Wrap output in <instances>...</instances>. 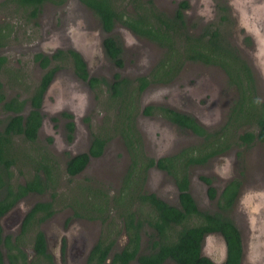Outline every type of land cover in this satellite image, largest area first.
Segmentation results:
<instances>
[{"label":"rangeland","instance_id":"1","mask_svg":"<svg viewBox=\"0 0 264 264\" xmlns=\"http://www.w3.org/2000/svg\"><path fill=\"white\" fill-rule=\"evenodd\" d=\"M152 1L158 10L172 14L177 0ZM215 2L218 6L229 3L231 7L233 18L226 16L229 26L227 43L236 48L238 54L251 67L257 87H260L259 95L256 96L262 102L264 0H215ZM192 3L193 8L187 15V21L190 19L194 28L197 24L210 25L212 28L222 27V22L218 19L222 14L216 11L217 14L214 15L211 0H192ZM42 8L38 17L31 21L27 18L24 8L15 6L12 0H0V27L7 38L5 45L0 49V56L6 58L4 70L0 72V80L4 83L6 100L17 96L19 100L27 101L32 92L31 87L34 88L38 84L43 73L34 62V56L37 53L50 55L55 49L77 50L87 61L89 75L96 79L103 78L107 86L100 85L89 89L86 83L75 77L70 65H58L61 69L56 73L45 95L42 106L43 122L36 141L28 143L20 137L12 139V153L15 154L17 161L16 166L12 168L13 184H23L32 177L39 164L47 168L49 176L44 193L27 195L0 219L3 234L10 238H19L17 245L24 255L17 263L16 259L9 261L3 249V264H86L91 248L100 238L110 237L109 239L114 240L112 253L121 250L127 242V237L121 229L124 209L122 211L117 205L112 204V199L117 196L123 176L130 165L124 150L125 138L122 137V133L126 132L128 127H123L124 121L121 124L123 129L119 130L121 127L119 122L123 120L127 111L123 110L118 100L112 97L109 83L117 71L112 63L103 57L101 42L106 35L100 30L99 23L91 12L78 0H67L66 6L61 8L50 5ZM86 22L90 30L85 28V32L76 25L84 26ZM113 34L124 44V67L121 74L129 79L137 78L143 69L145 71L148 68L150 60L154 59L156 48L138 38L132 41L129 36L133 35L117 25ZM126 45L128 47H125ZM98 47L101 60L97 59ZM216 70L217 68L200 64L189 65L186 73L192 76L196 74V77L194 76L190 88H187V94H181V89L165 91L160 87L151 88L145 92L139 105L135 106V115L139 114L142 105L165 103L170 96L169 102L173 109L180 108L194 116L199 123L208 124L218 114L214 107L215 103L210 102L202 106L189 98L190 93L196 94L201 86L206 85L212 89L217 83L225 102L224 106L231 107L236 96L227 82L225 87L221 80H216ZM231 77L236 81L233 72ZM210 83H214V86H210ZM224 106L221 105L222 108ZM28 108L26 105L25 110ZM63 112L71 113L77 122L71 143L66 140L65 120L59 117ZM135 115L131 116L133 123ZM139 117L140 115L136 121ZM7 118L8 116L0 109V120ZM225 120L222 118L221 123L209 125L210 131L220 129L226 123ZM142 121H147L145 124L147 128L154 129L152 122L162 120L152 117L144 118ZM159 125L164 127L161 123ZM173 132L178 138V144L171 142L173 148L195 146L200 143L185 131L179 132L174 129ZM229 134L231 132L226 133L225 137L227 138ZM94 135L107 141L102 156L90 160L84 172L70 178L65 172L67 159L86 152ZM194 143L195 145H192ZM224 154L208 164L193 168L192 171L196 172L192 175L196 178L212 177L218 191L232 178L241 185L239 198L226 215L234 222L242 238V264H264V145L256 143L252 148L241 152L239 157L233 149ZM39 174L44 177L41 171ZM194 182L196 186L193 188L192 185V193L199 210L216 212V202L206 200L203 185L197 180ZM151 188L162 195L168 204L176 205V192L167 177L153 172ZM45 202L52 204L54 214L40 224L34 223L22 234L26 212L36 203ZM104 203L106 217H102L101 212L96 209L98 205L103 209ZM132 210L137 215L149 213L148 208L139 207ZM88 217L93 219L90 220ZM142 230L141 245L145 252L149 228L144 226ZM37 231L44 233L47 244L49 239V246L46 248L50 256L49 263L34 251V235ZM112 232L116 235L113 236ZM218 236L215 234L209 237L203 249L204 254L209 255L215 264H220L224 259L223 243ZM131 264L137 263L133 261ZM165 264L174 263L166 261Z\"/></svg>","mask_w":264,"mask_h":264},{"label":"trees","instance_id":"2","mask_svg":"<svg viewBox=\"0 0 264 264\" xmlns=\"http://www.w3.org/2000/svg\"><path fill=\"white\" fill-rule=\"evenodd\" d=\"M15 6L24 8L27 18L30 20L36 19L42 5L50 3L54 6H61L67 0H12ZM85 7L90 9L93 14L99 19L102 31L109 32L112 26L113 18H116V11L119 9L121 3L117 0H78ZM163 17L150 12L148 16H139L136 21L130 23V27L138 32L144 29L139 28L143 23H150L159 21L164 23ZM168 20V19H167ZM162 31L168 33L170 28L168 25L163 24ZM148 32L150 29H146ZM203 36H208L203 40L199 38L200 50L196 49L193 43L187 47L189 51L197 54L196 56H189L187 59L199 61L206 65H214L222 68L226 74L232 79V72L236 81L233 83L238 84L240 91L239 105L242 107L241 113L235 112L230 122L223 125L217 133L213 136L201 128L189 116L180 115L176 112L169 113L166 111V117L171 122L177 124L181 129H187L197 135L204 137V142L201 146L203 149L199 152L198 158L188 156V162L192 164H204L209 158H212L224 152L228 146V137L225 134L234 132L241 126L253 125L257 127V132H245L239 136L246 145L258 141L264 143V102H260L256 96V89L253 84V78L249 68L246 64L237 57L234 48L230 47L227 43H220L221 36L219 37L216 32L204 33ZM6 35L0 27V48L4 46ZM194 44V45H193ZM106 54L113 60L117 67H121L120 61L116 60L120 50L116 47L111 38L104 41ZM60 54L56 53L54 57ZM74 60V75L81 79H86L85 67L80 57L71 53ZM186 58V57H185ZM35 61L39 62L41 68H45L50 59L47 56L38 54L35 56ZM5 58L0 57V69H4ZM59 66L53 67L48 70L41 78L39 86L35 89L30 104L32 109L28 115L23 118L19 115L24 101L17 99H10L4 102V96L0 93L1 108L6 113H11L13 116H8L4 123L3 130L0 132V218L3 217L17 202L24 199L27 195L32 193L42 194L46 190V181H48L49 172L46 167L39 164L35 169L32 177L25 180L23 184H13L12 168L16 166L15 154L12 153V139L14 135L22 138L25 142L34 143L36 141V132L40 124V103L41 96L50 79L56 73ZM2 69V70H3ZM95 79L91 80L94 82ZM238 114V115H237ZM241 115V116H239ZM1 123V122H0ZM71 130V128H69ZM131 132V127H127L125 138L129 141L128 135ZM219 133V134H218ZM208 137L213 138L212 141ZM68 136V140H70ZM127 144V143H126ZM104 142L101 140H93L91 147L87 154L81 153L75 157L69 158L65 163V172L72 178L79 174L86 166L88 159L99 157ZM44 159V157H42ZM37 164V163H36ZM166 166L162 165V168ZM174 170H176L173 167ZM44 175L41 177L39 172ZM180 180H178L179 182ZM231 185H227L220 195L217 203L216 212H206L197 209L196 204L187 193L185 178H182L178 183L180 190L179 205L178 207L171 206L163 201L156 199L153 195L145 197V205L148 206L149 213H146L145 218L141 219V215H137L131 211L130 203L122 201V197L116 200L113 198L112 204L117 205L124 213L121 216L123 219L121 229L127 237V242L119 251L113 252L114 240L110 237H102L91 248L86 264H131L135 261L137 264H164L166 261H171L174 264H213L210 260L200 255L201 247L203 245L204 237L208 234L218 233L222 236L226 245V258L223 264H240L241 262V240L240 233L237 230L234 222L229 216L226 215L230 211L234 201L235 189H231ZM210 198L213 194L209 193ZM52 204L49 202L36 203L25 215L22 224V234L27 232L34 223L40 224L49 219L54 210ZM99 212L102 217H106V204L104 208L98 205ZM142 211V210H141ZM78 215L77 213L75 214ZM88 219H93L88 217ZM105 219H102L104 223ZM145 224V225H144ZM147 226L150 230L146 234L148 238V251L147 254L139 253L140 231ZM2 228L0 227V264H3V253L9 261L16 259V263L24 257L21 249L18 247L17 242L19 238L11 240L10 236H2ZM112 235L116 233L112 232ZM33 248L39 257H42L48 263L50 256L46 252L44 235L41 231H37L34 235ZM50 264V263H49Z\"/></svg>","mask_w":264,"mask_h":264},{"label":"flooded vegetation","instance_id":"3","mask_svg":"<svg viewBox=\"0 0 264 264\" xmlns=\"http://www.w3.org/2000/svg\"><path fill=\"white\" fill-rule=\"evenodd\" d=\"M211 2L213 5V10H215L214 15L217 14V12L222 14V15H219V17H218L219 21L222 22V27L212 28L210 25L205 26L204 24H201V25L197 24V27L194 28L193 24L191 23V20L189 19L187 21V15H188L189 11L193 8L192 0H177L174 4V10H173L172 14H166V13H164V11L162 12V11L158 10L154 6V3L152 0H117V3H121L120 5H118L120 7L116 11L117 17L113 18L110 31L109 32L103 31V33L106 35L101 42V51H102L103 57H105L107 60H109L117 71L116 73L113 74L112 81H111V83H109L110 90L112 93V97H114L115 100H118V103L121 107H123V110L127 111V114L123 116V120H121L119 122V124L121 125L122 122L124 121V123H123L124 128H126L127 126L131 127V132L129 131V135H128V139H129L128 142L125 138L126 132L122 133L123 134L122 137H123V139L125 138V142L127 143L125 145L123 142L124 140H122V142L124 144V150L126 152L128 160L130 162V165H129L128 169L126 170V172L123 176L120 188L118 190V194L114 198L116 200L118 197L121 196L122 201H124L126 203H130L131 211H133L132 208H139V207L140 208H147L148 207L147 205L146 206H141V205H145V204H143V203H145L144 201H146L145 197L149 196V195H153L156 199L163 201V202L168 204V202H166L165 198L162 195L158 194V192H156V191H153V189L151 188V179H152L153 172L160 173L161 176L163 175L164 177H167L169 179V182L171 183V185L174 187L175 192H176V197H175L176 205L172 204L171 206L178 207V205H179V194H180L178 183L181 181L182 178H185L187 193L190 195V197L192 198V200L196 204V207L198 210H199V208H198L195 196L192 193V185H193V188H195V186H196V184L194 182L195 180H197L199 183H201V185H203L206 200L216 202V208H217V203L219 201L220 195L223 192V190L226 188L227 185L233 184L231 186V189L233 190L236 188L235 195H234V201L232 204V207H233L236 204L237 199L239 198L238 197L240 195L239 189L241 187V185L235 180V178H232L231 180H229L221 188V190L218 191L216 189L214 179L212 177H209V176H199L197 178L193 177L192 174H194L196 171H192V169L199 167V166H203L205 164H208L210 161L219 158L218 157L219 155H221L223 153L227 154L232 149H233V151L237 152L238 157H239V156H241V152L243 153L244 151L252 148L254 146V144H256V143L264 145V143H260L258 141H254L253 143L246 145L242 140L239 139V136L243 135L247 131L255 134L257 132V127L253 126L252 124L246 125V126H241L240 128L236 129L233 133L231 132V134H229L228 139H227L229 146L224 152H222V153H220V154H218L212 158H209L202 165L192 164V163L188 162V156H191L193 158L199 157V152H200V150L203 149V146H201V145L204 142V137L197 135L194 132L189 131L187 129H181L177 124L171 122L166 117V115H167L166 111H169V113L176 112L180 115L189 116L201 128H203L206 132H208L214 136L219 129L216 131H210L209 125H211L213 123L214 124L221 123L222 118L226 119L225 120L226 123L230 122L232 120V119H230V117L233 115V114H231L233 109H236L235 112H237L239 114L241 113L242 107H240V105H239L240 91H239L238 84L233 83V79H231L226 74V72L218 66L206 65V64L199 62V61L187 59V57H189V56H196L197 55V54H194L193 52L189 51V48L187 46L189 44H191V42L193 40V43L196 45V49L200 50V45H199V43L197 45V40L199 38H201L202 40L204 38H208V36H203L204 33L216 32L218 36L223 35L222 37H224V38H221L220 43H222V44L225 43V48L228 47L227 46V42H228L227 39L229 38V35H228L229 26H228L227 21H226V16L233 18L232 12H231V7H230L229 3H227V4L223 3L222 5L218 6L216 4L215 0H211ZM66 3H67V1H65V3L59 7L54 6L50 3H45L44 5H42V7L50 5V6H53L55 8H61V7H65ZM13 4H14V2H13ZM81 5L85 9H87L89 12H91L93 17L98 21L99 26H100L99 28L102 31L99 19L93 14V12L90 9L85 7L83 4H81ZM42 10H43V8H41L40 13L42 12ZM150 12H153L156 15H158V16L160 15L161 17L165 18V19H163L164 23H159V21H156L155 23L152 22V24L143 23L144 25L139 26V28L144 29L142 32H138L129 26L130 23H132L133 21H136V19L139 16H148L150 14ZM31 21H33V20H31ZM163 24H166L170 27L167 30L169 34H167L166 31L165 32L162 31V29L164 28L162 26ZM76 25L80 28L81 31L85 32L86 29L90 30V26L88 25L87 22L84 23L85 27L83 25H80V24H76ZM116 25H117V27L118 26L122 27L129 34H132L133 36H129V39H131L132 41H134V39H137V38L141 39L143 41H146V42L152 44L157 50L156 55L154 56V59L152 61L150 60V62H149L150 65L148 66V68L145 71L143 69L141 71V75H139L135 79H129L127 77H124L121 74V70L124 67V58H123V56H124V46L123 45L124 44H123L121 39L119 40L118 37H115L113 34V31H114V28ZM146 29H150L149 32ZM107 38H111L113 40V42L115 43L116 47H118L120 50L118 56L116 57V60L120 61L121 65H122L121 67H117V65L113 62V60L106 54V50L104 47V41ZM244 40H246V39L244 38ZM250 41H251V39H250ZM228 45H229V43H228ZM2 47L0 49H2ZM125 47H128V45H126ZM230 47L233 48V46H230ZM234 51H235V54L237 55V57H239V59L242 60L246 64V66L249 68L251 75H252V78H253V84H254V87L256 89L255 93H256V95H259V88L260 87L259 86L257 87L256 78H255V75H254L251 67L238 54V52L236 51V48H234ZM56 53L60 54L57 58L54 57ZM71 53L77 54L80 57L83 65L85 67L86 79H81V78H78L77 76H75L77 79L86 83L87 86L89 87V89L90 88L94 89L96 87H99L100 85L107 86L106 81L103 78L96 79L95 77H91L89 75L87 61L75 49H70V48L65 49V50L55 49L53 52L50 53V55L44 54V53H37L36 55L41 54L43 56H47L50 59V62L48 63V65L45 68H41L39 62L35 61L36 55L34 56V62L41 69V71H43V73L39 79L38 84L34 88L31 87L32 92H31L30 96L28 97L27 101L25 99L19 100V98L17 96L10 98V99H17L18 101H24V105L22 107V110L19 113V115L22 116L23 121L25 120V117L28 115L29 111L32 109L29 100L32 97L35 89L39 86L42 76L48 70H50L53 67H56L58 65L63 66V64H68L71 66V69L74 72V67H73L74 66V60L71 56ZM0 57H3V56H0ZM97 59L101 60L99 47H98ZM5 64H6V58H5ZM194 64H200L203 66L214 67L215 69L217 68L216 80H221L222 85H224L225 87H226L225 83L227 82L228 87L231 88L235 92L236 96H235V99L233 101L232 106L231 107H229L228 105L224 106L225 102L223 101L224 99L222 98L221 93H220L221 89L219 88V85H217V83H215L216 86L212 89L210 87H208L209 85H206V87L201 86L200 90L196 94L190 93L191 97H189L190 99H193V101L197 102L198 104H200L202 106H205V105L209 104L210 102L215 103V105L214 104L213 105L217 109L218 114L215 118H213L210 121L211 123L208 122V124H204V123L201 124L197 121V119L194 116H192L189 113L183 112V110H181L180 108L177 109L173 106L177 110L173 109L170 106V102H169L170 96L166 99L165 103L142 105V107L139 110L138 115H140V117L137 119V121H138L137 122L136 118L138 115H135V113H136V107L135 106L139 105V101H141L145 92H147L149 89L156 88V87H160L161 90H165V91H167V90L172 91V89L173 90L174 89H177V90L181 89V91H180L181 94L185 95L188 93L187 88H190L191 84H193V80L195 79L196 74H193L195 76L194 77V76H192V74L186 73V69L189 65H194ZM2 69H0V72L4 70V69L3 70ZM60 69H61V67L58 68L56 73ZM1 73H0V75H1ZM56 73H54V75L50 79L48 85L46 86V88L43 91L42 96H41V103H40V108H39L41 121H40L39 127L37 128L36 138H37L38 131L40 130V128L42 126V122H43V115H42V108L41 107L43 106L45 95H46L47 91L49 90L50 85L53 83ZM14 78L18 79L17 77H14ZM93 79H95V81L92 82V84H91V80H93ZM99 81H100V83H99ZM210 86H214V83H210ZM0 93L4 96V102H8L10 100V99L6 100V96L4 93V83L1 82V80H0ZM261 101L264 102V99ZM1 105H2V103H0V109L3 113H5L7 116H13L11 113L4 112L1 108ZM26 105L29 106L27 111L25 110ZM221 105L224 107L222 108ZM133 114L135 115L134 116V123L131 120V116ZM239 116H241V115H239ZM59 117L63 118L65 120L64 128L66 131V140L68 141V143H71L74 139L73 136H74V133L77 129L76 119L69 112L60 113ZM152 117H156V118L161 119L162 121H158V122L163 124L164 127L160 126L158 122L153 121L152 123L154 124L155 128L154 129L153 128L152 129L147 128L145 126V124L147 121H150V120L142 121V119L152 118ZM54 120H56V119H54ZM0 122H1L0 123V132H1L3 130V126H4V123L6 122V120H3V121L0 120ZM230 123H232V122H230ZM222 127L223 126H221L220 128H222ZM69 128H71V130H69ZM244 128H245V130H243ZM122 129L123 128L121 125V127H119V130H122ZM174 129L178 130L179 132L182 130V131H185L186 133L191 134L195 138V140L198 139V141H200V143L198 145H195V143L192 144L195 146L189 145L191 147L185 146L184 148L183 147L173 148V145L171 142L174 141L175 143L178 144V138L175 137V133L173 132ZM126 131H127V129H126ZM68 136H70V138H71L70 140H68ZM15 137H18V135L13 136V138H15ZM93 140H101L104 142V146L101 150L102 152H101L99 157H96V158L90 157L88 159L86 166L82 169V171L80 173L85 171L90 160L98 159L102 156L103 151H104V147L107 145L106 139H103L97 135H94V136H92L88 150L91 147ZM208 140L212 141L213 138L208 137ZM162 141H164L163 146H161ZM148 143H149V147H148ZM236 149H237V151H236ZM88 150L84 153L87 154ZM79 154H81V153H79ZM79 154H77V155H79ZM77 155L71 156L69 158L75 157ZM235 157H237V156L235 155ZM162 165H164L166 167L162 168ZM173 167L176 170H174ZM79 174H77V175H79ZM66 175H67V173H66ZM77 175H75V176H77ZM75 176H73V177H75ZM178 180H180V181L178 182ZM210 192L213 194V198H210V196H211V195H209ZM231 208H230V210H231ZM200 211H203V210H200ZM217 211H218V209H217ZM27 212H26V214H27ZM25 215H24V217H25ZM145 216H146V214L143 213L142 216H140V217H141V219H143V218H145ZM1 218H3V217H1ZM0 227L2 228L1 223H0ZM2 231H3V229H2ZM142 231H140L141 239H140V243H139V253L147 254V253H149L148 251H150L148 249L149 244H147V247H146L145 252H144L142 250V245H141L142 235H143ZM149 233H150V230H149L148 234ZM213 234H218V233H213ZM43 235H44V233H43ZM210 235H212V234H210ZM2 236L3 237L5 236L3 234V232H2ZM11 240L14 241V238H11ZM44 240H45V246L47 248L48 244H47V238L45 237V235H44ZM240 240H241V245H242L241 246L242 247L241 248V261H242V259H243V244H242L241 236H240ZM147 241H148V238H147ZM3 258H4V255H3ZM224 261H225V259H223V261L220 264H223ZM213 264H215V263H213Z\"/></svg>","mask_w":264,"mask_h":264},{"label":"water","instance_id":"4","mask_svg":"<svg viewBox=\"0 0 264 264\" xmlns=\"http://www.w3.org/2000/svg\"><path fill=\"white\" fill-rule=\"evenodd\" d=\"M41 108H42V107H41ZM214 235H215V234H212V236H211L210 234H208V235H206V236L204 237L203 245H202V248H201V251H200V255L203 256V257H205V258H207V259L210 260L211 262H213V260L211 259V257H210L209 255L204 254L203 249H204V244H205L206 240L208 241L209 237H213ZM216 235L218 236L219 234H216ZM218 237L221 238L222 243H223L222 246H223V251H224V259H225V258H226V245H225V242H224L222 236L219 235ZM48 246H49V239H48ZM241 246H242V245H241ZM241 248H242V247H241ZM213 263H214V262H213ZM240 264H242V261L240 262Z\"/></svg>","mask_w":264,"mask_h":264}]
</instances>
